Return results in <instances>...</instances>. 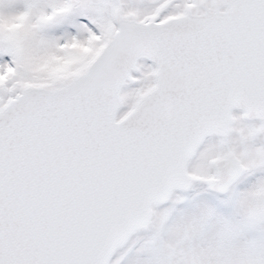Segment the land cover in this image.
Wrapping results in <instances>:
<instances>
[{"label":"water","instance_id":"water-1","mask_svg":"<svg viewBox=\"0 0 264 264\" xmlns=\"http://www.w3.org/2000/svg\"><path fill=\"white\" fill-rule=\"evenodd\" d=\"M202 3L162 23L119 17L85 72L0 108V264H109L152 206L189 189L187 162L235 111L264 121V0ZM141 59L155 86L116 120ZM241 172L220 159L206 187L223 194Z\"/></svg>","mask_w":264,"mask_h":264},{"label":"rangeland","instance_id":"rangeland-1","mask_svg":"<svg viewBox=\"0 0 264 264\" xmlns=\"http://www.w3.org/2000/svg\"><path fill=\"white\" fill-rule=\"evenodd\" d=\"M210 0H0V108L23 89L60 88L82 74L110 41L118 18L163 21L201 13ZM155 66L141 59L120 91L117 119L154 87ZM15 90V95L10 91ZM226 138L208 137L188 161L191 183L153 206L148 225L109 264H264V121L233 113ZM243 166L222 195L207 191L213 164Z\"/></svg>","mask_w":264,"mask_h":264},{"label":"flooded vegetation","instance_id":"flooded-vegetation-1","mask_svg":"<svg viewBox=\"0 0 264 264\" xmlns=\"http://www.w3.org/2000/svg\"><path fill=\"white\" fill-rule=\"evenodd\" d=\"M205 5L207 6L206 2H205ZM190 12H191V13H194V14H195V13L197 14V12H196V11H195V12H193V11H190ZM185 13H186V12H185ZM157 21H158V20H157Z\"/></svg>","mask_w":264,"mask_h":264}]
</instances>
